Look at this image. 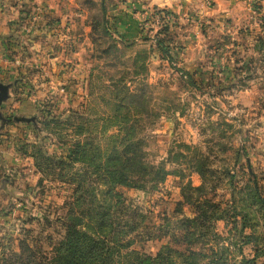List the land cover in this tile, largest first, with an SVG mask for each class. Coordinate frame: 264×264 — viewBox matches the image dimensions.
I'll use <instances>...</instances> for the list:
<instances>
[{
	"label": "rangeland",
	"instance_id": "1",
	"mask_svg": "<svg viewBox=\"0 0 264 264\" xmlns=\"http://www.w3.org/2000/svg\"><path fill=\"white\" fill-rule=\"evenodd\" d=\"M0 6V82L11 85L0 105V255L28 235L48 249V235L64 233L58 219L73 195L69 178L79 172L87 178L90 168L71 164L70 154L77 141L95 139L102 161L113 149L132 147L148 166V173L131 175L133 187L120 189L148 213L147 226L161 228L156 233H177L179 219L210 199L229 215L216 222L230 249L228 264H243V256L264 264V204L250 175L264 196V0H0ZM133 93L140 106L130 103ZM15 115L38 123L3 124V116ZM204 155L205 180L196 159ZM188 183H205L194 204L183 196L190 195ZM242 228L252 242L242 244ZM163 245L188 247L170 234L132 247L155 253Z\"/></svg>",
	"mask_w": 264,
	"mask_h": 264
},
{
	"label": "trees",
	"instance_id": "2",
	"mask_svg": "<svg viewBox=\"0 0 264 264\" xmlns=\"http://www.w3.org/2000/svg\"><path fill=\"white\" fill-rule=\"evenodd\" d=\"M102 9V20L107 23L104 1ZM158 46L164 56L173 62V56L164 38H158ZM179 70L188 77L190 83L195 84L188 71ZM136 97L139 96L133 93L130 103L140 106ZM2 122L9 124L18 121L14 117L3 116ZM130 148L132 147H127L122 152L113 149L106 160L102 161L103 157L99 153L102 150L95 139L77 141L76 147L70 154L71 164L81 162L88 164L90 168L89 171L84 172L87 178L80 172L69 178L71 182L69 184L73 186V195L68 202V210L58 219L64 233L57 239H52L53 234H49V246L51 244L52 246L48 249L34 245L36 243H33L34 237L31 241L28 235L19 240L18 249L1 253L0 264H228L230 249L224 245L226 238L217 232L216 222L228 218L229 215L219 202L204 199L202 203H198L195 215L179 219V231L172 235L170 231H166L163 235L158 234L156 230L161 228L146 225L149 219L148 213L141 207L132 206L131 199L120 189V187L126 189L133 187L130 178L135 172L148 173V166L141 160V156L132 153ZM93 151L95 155L91 154ZM205 156L196 158L204 166L199 170L204 180L210 172L206 168L208 160ZM62 161L61 158L55 159L57 163ZM84 170L85 168L81 171ZM250 171L254 183L251 188L257 199L264 204V196L259 190L257 178L253 171ZM59 178L68 181L63 174ZM90 178L101 183H89L92 181ZM232 180L233 175H231ZM204 184L196 186L188 183L186 187L189 188L190 195H187V191L183 192L186 202L196 203L193 194L203 191ZM231 200H235V197L232 196ZM231 217L235 216L231 215ZM243 228L238 232L247 237L242 244H248L253 241V236L243 235ZM154 231V235H150ZM169 234L175 243L186 244L187 249L163 245L159 251L148 253L132 247L136 241L162 238ZM239 249L240 255L243 256L242 246ZM252 262L254 263V259L243 256V264Z\"/></svg>",
	"mask_w": 264,
	"mask_h": 264
},
{
	"label": "water",
	"instance_id": "3",
	"mask_svg": "<svg viewBox=\"0 0 264 264\" xmlns=\"http://www.w3.org/2000/svg\"><path fill=\"white\" fill-rule=\"evenodd\" d=\"M10 88L9 83L0 82V105L10 97ZM14 119L18 122H36L35 116L15 115Z\"/></svg>",
	"mask_w": 264,
	"mask_h": 264
},
{
	"label": "crops",
	"instance_id": "4",
	"mask_svg": "<svg viewBox=\"0 0 264 264\" xmlns=\"http://www.w3.org/2000/svg\"><path fill=\"white\" fill-rule=\"evenodd\" d=\"M2 8H3V7H2V6H0V10H2Z\"/></svg>",
	"mask_w": 264,
	"mask_h": 264
}]
</instances>
